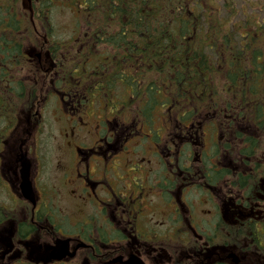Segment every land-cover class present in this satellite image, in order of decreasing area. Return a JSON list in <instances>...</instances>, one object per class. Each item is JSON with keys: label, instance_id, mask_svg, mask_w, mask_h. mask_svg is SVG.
<instances>
[{"label": "flooded vegetation", "instance_id": "af4514ba", "mask_svg": "<svg viewBox=\"0 0 264 264\" xmlns=\"http://www.w3.org/2000/svg\"><path fill=\"white\" fill-rule=\"evenodd\" d=\"M49 48L32 64L44 76ZM44 83L0 134V264H264V109L241 117L229 95L204 113L151 111L145 92L125 106L99 90L95 104ZM54 98L64 158L43 180Z\"/></svg>", "mask_w": 264, "mask_h": 264}, {"label": "trees", "instance_id": "16d2710c", "mask_svg": "<svg viewBox=\"0 0 264 264\" xmlns=\"http://www.w3.org/2000/svg\"><path fill=\"white\" fill-rule=\"evenodd\" d=\"M64 1L75 12L74 30L86 28L77 33L81 53L70 51L71 40H51L52 33L47 37L54 59L55 53H69L58 66L52 61L67 90L90 95L96 87L109 95L113 89L119 100L130 93L136 101L145 95L151 111L161 105L204 113L212 105L221 108L229 95V102L247 105L241 117L264 109L255 83L264 46V6L261 18L233 24L232 11L222 15L232 4L219 6L217 0ZM34 2L33 18L48 32L55 1ZM33 32L20 0H0V81L6 86L0 92L1 121H15L16 104L26 109L38 91V84L23 81L36 72L27 56L47 45ZM101 46L105 49L96 54Z\"/></svg>", "mask_w": 264, "mask_h": 264}, {"label": "rangeland", "instance_id": "374dc122", "mask_svg": "<svg viewBox=\"0 0 264 264\" xmlns=\"http://www.w3.org/2000/svg\"><path fill=\"white\" fill-rule=\"evenodd\" d=\"M52 5L53 1L56 3L53 5L55 8L52 10V39L54 40H68L71 37V32L75 31L77 20L75 19L73 12L68 8L64 7L60 0H51ZM219 6H222L225 3L232 4V9L222 12L223 16H227L232 11L233 24L235 23H244L247 18H261V9L264 6V0H217ZM76 37V34L72 36ZM76 45V44H75ZM103 46L97 49L96 54L102 53ZM81 49V47L79 48ZM96 87L92 88L90 95L96 94ZM83 94L80 95V98L75 96V99H83ZM105 96V95H103ZM125 98V96H124ZM52 110V114L50 111ZM63 115L62 108H56L55 103L51 102L48 110V114L44 115L42 119V129L39 131L38 143L40 147V152L45 156L44 163V179H49L50 174L52 173L50 167H52L55 162L54 160H61L64 158L60 155L58 150L59 143L61 139L59 132L63 129L64 121L61 116L54 122L52 116L53 114ZM1 121V120H0ZM152 133V131H151Z\"/></svg>", "mask_w": 264, "mask_h": 264}]
</instances>
